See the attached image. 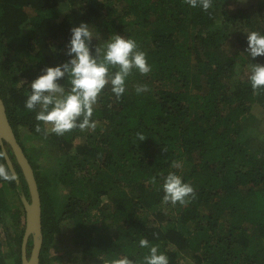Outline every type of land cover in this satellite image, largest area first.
<instances>
[{"label": "trees", "instance_id": "1", "mask_svg": "<svg viewBox=\"0 0 264 264\" xmlns=\"http://www.w3.org/2000/svg\"><path fill=\"white\" fill-rule=\"evenodd\" d=\"M255 9L240 0H212L207 12L185 0H0V92L40 187L41 264H51L53 249L60 253L53 260L68 255L66 264L124 256L143 264L150 249L141 239L169 264H180L183 251L197 264H264V92L254 95L250 71L239 72L264 65V56L246 51L247 33L264 34V0ZM82 22L92 28L93 54L119 34L137 42L152 70L134 69L119 100L106 86L94 131L45 136L35 131L39 109L25 107L30 85L72 58L71 29ZM61 83L69 87L67 78ZM138 85L148 90L137 94ZM5 145L18 180L0 179V264H22V196L31 195ZM170 172L194 187L188 205L163 202ZM32 248L30 241L29 257Z\"/></svg>", "mask_w": 264, "mask_h": 264}, {"label": "clouds", "instance_id": "2", "mask_svg": "<svg viewBox=\"0 0 264 264\" xmlns=\"http://www.w3.org/2000/svg\"><path fill=\"white\" fill-rule=\"evenodd\" d=\"M185 3L193 8L200 6L205 12L212 7V0H185ZM91 29L83 22L78 27H73L67 51V55L72 58L56 67L45 68V74L31 83L25 107L29 111L39 109L35 117L38 122L35 125L36 132L47 136L50 131L64 136L75 129L94 131L96 122L92 117L106 86L111 85V91L119 100L126 91V79L134 69L142 75L151 72L146 53L139 49L137 42L119 34L112 35L103 46H96L93 54L94 35ZM247 41L248 56L253 59L264 56V34L249 32ZM111 68L117 71L113 74ZM65 78L69 84L67 89L61 83ZM249 80L254 95L264 92V65L251 64ZM135 90L140 94L148 89L146 85H138ZM137 138L141 142L147 137L137 133ZM7 160V151L0 148V161ZM172 167L178 168L180 165L173 162ZM0 179L12 183L18 180V176L10 166L0 163ZM152 183H156L155 177L152 178ZM163 191V202H170L173 206L177 203L186 206L196 198L194 187L183 182L181 176L175 172H170L164 177ZM139 244L142 248L150 249L149 254L143 258V264H169L168 257L159 252L158 245H151L147 239H141ZM111 264L137 262L124 256L114 259Z\"/></svg>", "mask_w": 264, "mask_h": 264}, {"label": "water", "instance_id": "3", "mask_svg": "<svg viewBox=\"0 0 264 264\" xmlns=\"http://www.w3.org/2000/svg\"><path fill=\"white\" fill-rule=\"evenodd\" d=\"M6 142L12 147L17 162L23 170L31 195V200H29L26 195L22 196L26 212V228L22 244V264H41V255L44 245V231L43 200L40 187L33 164L18 140L17 134L9 119L5 101L0 92V144L3 150L7 151L8 165L18 176L14 161L6 148ZM31 238L33 239V248L31 256L29 257L28 249Z\"/></svg>", "mask_w": 264, "mask_h": 264}, {"label": "rangeland", "instance_id": "4", "mask_svg": "<svg viewBox=\"0 0 264 264\" xmlns=\"http://www.w3.org/2000/svg\"><path fill=\"white\" fill-rule=\"evenodd\" d=\"M240 1H241V4L243 3L244 6L249 7L252 10V12H254V10H256L255 7L258 5L259 1H261V0H240ZM232 33L234 34V27L232 28ZM233 36L236 37L235 34ZM235 39L236 38L233 37V38H231L229 40V42H228V50L232 51V50L235 49L236 46L234 44H236V42H237ZM251 64H256V63L255 62L249 63L248 66H247V69L246 68L245 69L239 68V72H243L245 70L246 71H250V65ZM258 116L262 120L263 128H264V111L263 112H259ZM33 140H34V142H32L30 144L36 146V148H39V149L44 148L43 147L44 143L42 142V140H40V139H33ZM85 140L86 139L84 137H80V138L77 139V144H81V143L85 142ZM31 243L33 244V239L32 238H31ZM181 254H182V258H181L180 264H197L195 262V260L193 259L192 254L190 252L183 251V252H181ZM56 256H60V253L56 249L51 250V252H50L51 264H64L66 258H68V255L66 254V255L63 256V259H61L62 262H60L59 260H56V259L53 260V258H55Z\"/></svg>", "mask_w": 264, "mask_h": 264}]
</instances>
